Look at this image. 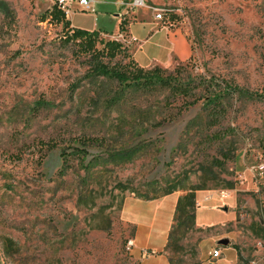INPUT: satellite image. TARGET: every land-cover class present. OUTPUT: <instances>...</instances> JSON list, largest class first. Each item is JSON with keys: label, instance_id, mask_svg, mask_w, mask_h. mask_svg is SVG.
Returning a JSON list of instances; mask_svg holds the SVG:
<instances>
[{"label": "rangeland", "instance_id": "1", "mask_svg": "<svg viewBox=\"0 0 264 264\" xmlns=\"http://www.w3.org/2000/svg\"><path fill=\"white\" fill-rule=\"evenodd\" d=\"M91 1L93 13L74 5L67 27L52 20L54 0H0V264H141L123 204L191 189L232 190L235 219L197 227L196 198L190 229L175 220L172 264H264V175L251 171L264 162V0ZM123 13V25L162 13L186 36L188 61L144 70L161 68L187 94L121 93L90 73L72 30L123 43L111 16ZM212 90L230 91L216 123L200 99Z\"/></svg>", "mask_w": 264, "mask_h": 264}, {"label": "crops", "instance_id": "2", "mask_svg": "<svg viewBox=\"0 0 264 264\" xmlns=\"http://www.w3.org/2000/svg\"><path fill=\"white\" fill-rule=\"evenodd\" d=\"M125 15L123 13L111 16L115 18V26L120 28L117 35L123 37L127 52L139 67L166 68L172 66L175 60L186 62L190 59L191 45L181 31L171 30L156 21L154 17L153 20L134 18L129 25H123V21L126 20ZM87 30L95 31L96 29ZM112 34H114L113 31ZM184 196L185 194L174 193L153 200L132 197L123 204L121 217L131 228L129 240L134 244L132 254L141 264H172L167 249L179 200ZM196 198L199 204L195 216L197 227L224 226L235 219L236 202L232 200L233 196L228 199L227 207L223 206L224 199L216 195L208 197L197 193ZM202 210H210L214 217L211 220L214 221H198V213Z\"/></svg>", "mask_w": 264, "mask_h": 264}, {"label": "trees", "instance_id": "3", "mask_svg": "<svg viewBox=\"0 0 264 264\" xmlns=\"http://www.w3.org/2000/svg\"><path fill=\"white\" fill-rule=\"evenodd\" d=\"M52 20H56L58 23L64 22L67 27H70L71 23L67 20L66 14L61 11L57 6L54 7L51 12ZM69 39L73 41H79L83 51L89 53L90 59L88 65L90 67V73L94 77H101L108 81H114L121 87V93H126L128 89L141 90L145 88L154 87L157 85L169 87L173 91L187 94V88L181 87L176 83L171 82L170 77L165 78L162 73L164 72L161 68H155L152 70H144L141 67L130 68L132 62L123 64L121 61H117L113 66L112 62L116 61L118 57L122 56L129 57L132 61L131 55L127 52L124 44L120 41H100L99 32L88 31L82 29L72 30L71 37ZM97 43L104 45L102 50L97 49ZM134 61V60H133ZM232 93V92H231ZM233 93H239L244 95V92L238 88L233 90ZM230 95L228 90H212L210 94L201 96L200 99H205L206 105L210 108L211 121L217 122L218 116L222 111H225V105L227 98ZM111 155L109 157H113ZM200 189L189 190L184 197L179 200L176 222H178V228L186 227V220L192 217L193 210L196 206V191ZM172 194V192H169ZM177 234V229L173 227L170 236V242Z\"/></svg>", "mask_w": 264, "mask_h": 264}, {"label": "built area", "instance_id": "4", "mask_svg": "<svg viewBox=\"0 0 264 264\" xmlns=\"http://www.w3.org/2000/svg\"><path fill=\"white\" fill-rule=\"evenodd\" d=\"M56 6L63 11L66 15H70L72 13V10L74 8V5H77L83 12H94V8L92 6L91 0H54ZM144 2H137V6L141 7V4ZM156 21H162L164 19V15L162 13H157L154 16ZM252 172L257 173L258 175L262 176L264 175V162H261L255 167H252ZM246 181V177L243 173H238V182L240 185H244ZM233 192L230 190H222L219 192V197L221 199H229L232 196ZM134 244L131 240L128 241V247L129 249H132ZM214 259H217L220 256V253L218 250H216L214 253L211 254Z\"/></svg>", "mask_w": 264, "mask_h": 264}, {"label": "water", "instance_id": "5", "mask_svg": "<svg viewBox=\"0 0 264 264\" xmlns=\"http://www.w3.org/2000/svg\"><path fill=\"white\" fill-rule=\"evenodd\" d=\"M224 244H226V245H227V244H228V242H227V241H225V242H224Z\"/></svg>", "mask_w": 264, "mask_h": 264}, {"label": "bare ground", "instance_id": "6", "mask_svg": "<svg viewBox=\"0 0 264 264\" xmlns=\"http://www.w3.org/2000/svg\"><path fill=\"white\" fill-rule=\"evenodd\" d=\"M141 6L143 7V6H144V4L142 3V4H141Z\"/></svg>", "mask_w": 264, "mask_h": 264}]
</instances>
